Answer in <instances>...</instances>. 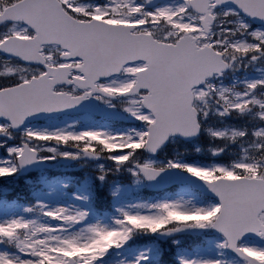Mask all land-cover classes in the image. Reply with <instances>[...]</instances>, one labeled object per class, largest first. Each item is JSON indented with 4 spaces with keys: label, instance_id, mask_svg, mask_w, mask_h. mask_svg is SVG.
<instances>
[{
    "label": "snow or ice",
    "instance_id": "6c2138e0",
    "mask_svg": "<svg viewBox=\"0 0 264 264\" xmlns=\"http://www.w3.org/2000/svg\"><path fill=\"white\" fill-rule=\"evenodd\" d=\"M0 264H264V0H0Z\"/></svg>",
    "mask_w": 264,
    "mask_h": 264
}]
</instances>
